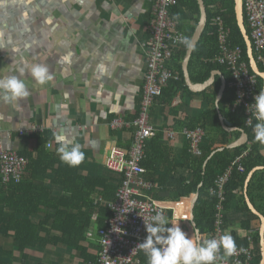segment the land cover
<instances>
[{"label":"crops","instance_id":"crops-1","mask_svg":"<svg viewBox=\"0 0 264 264\" xmlns=\"http://www.w3.org/2000/svg\"><path fill=\"white\" fill-rule=\"evenodd\" d=\"M154 2L0 0V78L18 75V69L24 67L23 79L30 90V95L19 101V110L0 102V138L3 145L19 154L27 144L36 155L34 149L39 138L47 139L49 150H57L54 134H62L68 141L80 143L85 153L83 162L73 167L76 175L70 174L69 180L75 183L70 182L68 186L71 189L53 184L51 179L55 174L52 170L48 171L44 180L49 193H44L46 189L38 190L36 195L41 197V201L37 206L32 204L33 210L39 209L32 216L35 223L43 222L49 227L51 222L47 221V212L51 214L56 208L69 206L74 210L68 214H77V219L64 216L58 222L78 229L86 217L78 212L75 205L82 206V199L94 189L88 185L82 186L80 178L105 179L109 186H114L112 189L118 186L120 179L122 181V175L108 170L104 161L112 147L128 150L134 140V127L113 128L111 122L114 119L132 122L139 114L148 72L142 44L148 42L151 36ZM177 8H173L174 14L171 16L179 17L180 29L186 34L192 26H197L199 21L196 22V19H200L201 12L199 16L188 12L180 3ZM34 64L47 65L53 79L43 85L35 81L27 71ZM212 75V83L199 89H194L185 78L188 91L178 93L171 104H166L161 97L156 99L151 122L157 128V135L148 141L147 157L143 163L145 177L156 184L150 195L165 208V217L169 221L166 227H171V222H179L189 236L198 235L196 228L200 232L195 221L199 195L196 201L195 196L199 192L188 196H180L179 192H184L190 185L194 160L200 158L190 154L189 141L182 134L183 128L178 126L187 119L196 121L203 112L208 111L210 106L205 99L211 100L216 77H220L221 87L222 77L226 79L221 70H214L209 79ZM189 76L194 85L209 81L193 80L190 71ZM220 89L214 99L218 119L211 125L208 118V126L216 138L222 137L223 129L233 132L229 135L230 144L247 132L235 126L227 112V102L226 113L220 110L225 93L224 90L219 99ZM35 125L42 127L39 133L33 130ZM172 131L175 132L173 138L169 136ZM247 137L248 140L241 146L248 144L252 147L248 133ZM229 144L223 146L217 143L214 151H222ZM260 147L264 155V144ZM212 153L206 162L214 155ZM2 183L0 191L8 185L3 183L5 185L2 186ZM35 184L41 186V181ZM73 191L80 199L74 198ZM244 192L246 202L248 199L251 201L246 183ZM2 197H6V194L3 193ZM23 197L19 193L13 201L22 202ZM92 198L96 209L85 238L80 243L83 249L60 243L57 246L48 244L45 247L27 248L21 252L14 246L13 234L5 236L0 233V244L3 246H0V264H95L101 250L99 229L106 227L110 218L104 208L108 207L111 211L109 201L112 199L99 195L98 190L92 193ZM193 213L196 226L193 225ZM101 222L105 225L102 226ZM231 227L241 236L246 234L239 221L231 224ZM45 237H49V234H45Z\"/></svg>","mask_w":264,"mask_h":264},{"label":"trees","instance_id":"trees-1","mask_svg":"<svg viewBox=\"0 0 264 264\" xmlns=\"http://www.w3.org/2000/svg\"><path fill=\"white\" fill-rule=\"evenodd\" d=\"M204 1L207 9L208 20L189 62L191 78L193 80L199 78L201 82H205L209 79L214 70H221L223 72L227 83L224 96L220 102V110L226 113L225 102H227V112L230 118L235 126L243 128L248 133L250 138L249 140L252 145L251 152L244 161L245 171L241 172L235 169L225 187L226 200L224 202V223L222 225L223 235H231L235 241L237 249L243 246H250L248 236L251 234L253 238V259L251 264H260L262 259L260 245L261 219L249 208L246 202L244 188L247 177L252 169L257 166H264V155L261 152V143L255 140L253 127H249L245 124V115L243 114V110L233 113L230 109V105H232L235 101V89L231 86L232 76L230 71L225 65L211 60L219 53L218 35L216 28L212 25L213 17L221 16L223 18L226 26L230 29V46H239L242 49L243 61H245L249 66L250 72L252 74L255 73L251 69L250 59L247 53V45L238 26L235 12V1ZM179 3L185 6L188 12L197 13L199 16L200 8L198 0H179L178 4ZM178 4L176 3V6L174 5L172 7L171 15L174 14L173 8H177ZM172 18L174 19L173 16ZM198 18L196 19V22L199 21ZM195 27L196 25L192 26L189 31L186 32L187 35L185 34V36L191 37ZM247 29L251 35V31L248 26ZM186 52L187 50L182 44L167 63L168 67L173 71L174 77L168 81L167 85L163 89L162 95L160 96L166 104H171L177 94L181 93V91H188L182 67ZM260 67L261 70L264 71V67L261 64ZM257 78L259 91L264 90L263 78L258 75ZM213 86L211 87L213 88L211 100L205 99L210 106L208 111L203 112L201 118L198 120L193 121L187 119L186 122L184 121L180 124V126H178V128H196L200 126L205 131V135L200 146L202 154L200 156H196L200 159L194 160L192 168L193 180L184 192H179L180 196H188L191 193L199 192V198L195 207V221L201 234L205 236V239H213L216 229L215 207L217 203V196L211 192V188L214 186L215 180L219 174H221L231 164L236 156L240 155L243 150L250 146L245 144L237 148H225L222 151L215 152L214 155L206 162L210 154L217 148L215 145L217 143H220L223 146L229 144V135L233 134V132H228L223 129L222 137L216 138V135L212 133L211 128L208 126V118L211 119L209 121V124L211 125L215 124V120L218 119L217 109L214 106V99L221 87L220 77H216ZM188 150L190 152V144ZM34 151L36 152V155H34V152L30 150L27 144H25L23 150L19 152L21 156L29 159L27 171L23 180L21 182H10L0 191V233L5 236H11L13 234L12 237L15 244L14 246H17L21 252H24L27 248L45 247L48 244L57 246L60 243L66 246L83 249L80 243L85 238V232L89 226L92 213L96 209L92 193L95 190H98L99 195L105 197L106 199L114 200L116 198V193L121 183V179L118 186L115 189H112L114 186H109L105 179H88L86 177H81L80 180L82 186L88 185V187H94V189L88 193L87 197L82 199V206L78 207L77 204L75 205V207L78 208V212L86 217L82 224L78 225V229H75L71 226L60 224V222H58V220L64 216L77 219V214L74 216L68 214L73 212L74 209L66 206L68 208H56V211L51 214L47 212V221L51 222L49 223V227H47L43 222L35 223L32 219V216L39 212V209L33 210L34 207L32 208V204L35 203L37 206L41 201V197L36 195L37 191L40 189H46L44 179L47 177L49 170H52L55 174V177L51 179L53 184L62 185L63 188L71 189L70 186H68L71 182L69 180L70 174L72 172L76 175V171H73L75 170L73 167H69L60 160L57 150H49L47 148V139L39 138ZM190 154L193 155L191 152ZM1 178L2 177L0 176V186L3 182ZM147 179L149 180V178ZM37 181H41V186L35 184ZM42 181L44 183H42ZM71 184L75 183L71 182ZM3 185L5 184L2 183V186ZM27 185L29 186L26 190ZM3 193L6 194V197L1 198ZM19 193L24 195L22 199L24 201H13L14 197H16ZM44 193L48 194L49 192L46 189ZM248 195L256 209L264 215V168L254 172L248 185ZM73 196L76 199H80L78 194L74 191ZM104 209L111 217L112 212L110 209L108 207ZM104 209L102 208V210ZM237 221H239L241 228L246 232L244 236L238 234V232L233 230L231 227V224H235ZM101 225L104 226L105 224L101 222ZM59 232H61L62 236L59 235ZM45 234H49V237H45ZM66 235L69 237L63 238V236ZM0 246L3 247L1 244ZM221 253L222 255L227 256L224 254L223 249H221ZM141 257L142 260L148 264V258L144 252L141 253ZM24 258L26 257H23V262L25 261Z\"/></svg>","mask_w":264,"mask_h":264},{"label":"built area","instance_id":"built-area-1","mask_svg":"<svg viewBox=\"0 0 264 264\" xmlns=\"http://www.w3.org/2000/svg\"><path fill=\"white\" fill-rule=\"evenodd\" d=\"M177 0H155L150 21L151 36L142 47L148 63L145 91L142 97L139 114L132 122L122 119L111 122L113 128L126 125L134 127V140L130 149L112 147L105 158L106 168L122 175V181L116 198L109 201L112 216L106 227L99 229L101 250L95 264H146L141 257L143 252L138 248L148 235L145 219L157 212L165 216V208L151 195L156 184L145 177L144 161L147 154V143L157 135V128L151 122V111L158 97L162 95L168 81L174 77L167 63L181 47L177 37L185 36L179 22L172 18L171 9ZM244 15L251 31L254 56L264 67V0H243ZM219 40V53L212 58L213 62L225 65L232 76L231 86L235 89V101L230 105L233 113L243 110L245 124L254 127L257 122L248 110L259 94L257 74L250 72L249 66L243 61L242 49L229 44L230 29L221 16L212 19ZM33 130L39 133L41 126L35 125ZM182 134L190 144V152L200 156V148L205 131L202 127L183 128ZM170 137L175 136L172 131ZM251 147L236 156L231 164L215 180L211 192L216 194L215 207V239L223 236L224 202L226 200V184L235 169L244 172L245 158ZM29 159L15 151L5 148L0 138V173L3 183L21 182L27 171ZM250 246L237 248L231 256L219 253L220 259L215 264H251L253 259V238L248 236Z\"/></svg>","mask_w":264,"mask_h":264},{"label":"clouds","instance_id":"clouds-1","mask_svg":"<svg viewBox=\"0 0 264 264\" xmlns=\"http://www.w3.org/2000/svg\"><path fill=\"white\" fill-rule=\"evenodd\" d=\"M179 21V17H174ZM179 43L183 44L189 52L194 51L196 42L192 37L179 36ZM26 69L20 67L18 75H8L0 78V102L17 107L19 101L30 95V90L23 79ZM27 71L31 77L40 84H46L53 79L49 67L45 64L31 65ZM255 102L248 106L257 121L253 127L255 140L264 144V90L255 96ZM58 144L57 153L60 160L69 167H76L85 159L80 143H73L62 134H54ZM152 222L145 219L148 233L145 241L138 245L148 258V264H215L220 259L221 249L224 254L231 256L236 251V244L229 234L219 239H202L201 236H189L179 225V222H171L162 212H157L151 218Z\"/></svg>","mask_w":264,"mask_h":264},{"label":"water","instance_id":"water-1","mask_svg":"<svg viewBox=\"0 0 264 264\" xmlns=\"http://www.w3.org/2000/svg\"><path fill=\"white\" fill-rule=\"evenodd\" d=\"M235 1V12H236V18H237V22H238V26L242 32V35L245 39L246 45H247V53H248V57L250 59V66L251 69L253 70V72L255 74H257L258 76H260L261 78H263L264 80V71L261 70V67L259 65V63L257 62L255 56H254V51H253V45H252V40H251V36L248 32L247 26H246V22H245V15H244V9H243V0H234ZM199 6H200V19L199 22L195 28L194 34L192 36V38L195 40L196 42V46L203 34V31L206 27L207 24V20H208V15H207V9H206V5H205V1L204 0H198ZM193 54V51L186 52V57L183 61V70H184V74H185V78L187 80V82L195 89H199V88H204L205 86H207L208 84L212 83L213 79H214V75H212V77L209 79V81H207L204 84H199V85H194L191 83V79L189 76V62L191 59V56ZM218 72V71H217ZM215 73V72H214ZM213 73V74H214ZM219 73V72H218ZM223 79V84L222 87L220 89L219 92V96L218 98L221 99V97L223 96V92L225 90L226 87V79L224 77H222ZM226 123H228L230 125L229 122L226 121ZM247 133H244V136L242 138H240L239 140L230 143L228 145V148H236L241 146L242 144H244L248 139H247ZM223 148L219 149L222 150ZM215 153V151H214ZM212 153V154H214ZM262 167H256L254 168L248 175L247 178V182H246V187H248V184L250 182V179L252 178L254 172L258 169H260ZM198 193L195 196V201L197 200L198 197ZM248 199V198H247ZM249 208L252 210L253 213H255L256 215H258L261 219V227H260V245H261V253H262V259L260 264H264V215L262 213H260L251 203V201L248 199L247 200ZM193 217V225L196 226V223L194 221V213L192 214ZM197 234L199 236L202 237V239H204V236H202L199 232V230L196 228Z\"/></svg>","mask_w":264,"mask_h":264},{"label":"bare ground","instance_id":"bare-ground-1","mask_svg":"<svg viewBox=\"0 0 264 264\" xmlns=\"http://www.w3.org/2000/svg\"><path fill=\"white\" fill-rule=\"evenodd\" d=\"M217 36V35H216Z\"/></svg>","mask_w":264,"mask_h":264}]
</instances>
